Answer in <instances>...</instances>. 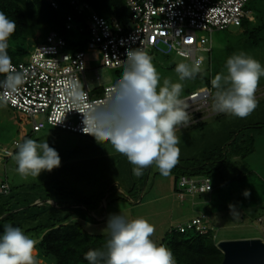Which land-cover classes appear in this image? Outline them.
Here are the masks:
<instances>
[{
    "label": "rangeland",
    "instance_id": "obj_1",
    "mask_svg": "<svg viewBox=\"0 0 264 264\" xmlns=\"http://www.w3.org/2000/svg\"><path fill=\"white\" fill-rule=\"evenodd\" d=\"M248 9L251 16L256 18L259 15L252 21L250 28L253 29L264 22V0H253ZM40 37L41 33H37L31 43L34 44ZM247 37L239 27L214 32V50L211 57L207 52L198 53L204 57L205 64L195 79L181 81L175 72L178 63L193 64L189 60L175 53L149 55L160 74V85H163L165 78L173 83H181L183 91L180 98L184 100L190 91L207 86L205 79L210 81L217 74L226 75V62L233 54L244 52L264 67V40L254 47L250 45ZM24 58L16 62L23 61ZM95 67H102L99 54H87L86 79L90 86L94 84V75L89 70ZM123 70L124 68L102 69V83L113 84L122 76ZM215 91L212 89L208 106L201 109L199 104L184 102L191 122L187 128L177 131L180 137L179 162L168 176L161 175L155 164L143 169L141 176H135L134 166L124 155L116 152L110 142L97 141L92 135L82 136L52 127L33 132L32 121L28 117L0 103V186L2 183H8L11 191L10 195L0 196V209L13 207L3 206L11 200L18 205L12 212L30 208L31 213H34L42 209L44 212L38 219L26 221L19 227L36 241L41 233L27 230L54 223H77L89 234H107L105 227L109 214H122L128 219L144 218L154 225L155 233L152 238L160 244L166 232L176 229L203 212L213 224L217 244L225 240L255 238L264 241V215L260 216L259 221L257 218L261 206H264V132L256 133L254 138L250 139L251 142L244 148L252 147L253 150L244 160L240 158L237 164L235 159L230 158V153L233 147H242L241 137L231 146L228 145L230 143L223 142L230 134H234L233 139H236L239 134L254 130L256 125L261 131L264 130V77H261L256 91V96L263 94L256 97L261 101L246 118L214 111ZM39 120H42V117ZM27 138L38 142L47 141L49 146L59 153L61 165L51 172L42 171L37 178L23 179L16 171V142L22 143ZM219 145L222 146L223 153H227L229 161L223 168H219L221 175L218 170L205 175L211 178L215 189L212 198L213 204L218 206L216 211L208 205L210 201H206L207 194L210 193L196 195L183 202L178 201L175 186L183 174L180 167L186 166L187 161H202L204 156L210 157L214 151L216 154ZM5 150L10 151L12 156H6ZM244 163H251L252 170L257 174L247 177L248 170L241 167ZM241 176L246 178L243 181L238 180ZM245 191L249 193L248 196L244 195ZM243 214L246 216L245 221H241ZM6 216L5 214L0 217V235L3 234L1 229L6 225L18 227V221L2 222Z\"/></svg>",
    "mask_w": 264,
    "mask_h": 264
},
{
    "label": "clouds",
    "instance_id": "obj_2",
    "mask_svg": "<svg viewBox=\"0 0 264 264\" xmlns=\"http://www.w3.org/2000/svg\"><path fill=\"white\" fill-rule=\"evenodd\" d=\"M16 27V22L0 11V76L3 77L0 90L5 100L25 83V73L13 66L7 51ZM126 55L122 78L106 104L88 114L79 111L84 116L83 131L97 141L110 142L115 151L134 166L135 176H141L143 169L153 164L161 175L168 176L179 162L177 131L187 128L191 122L180 98L183 85L165 78L161 86L152 57L142 48L130 50ZM226 71V75L217 74L211 80L216 90L213 109L217 113L246 118L258 106L256 91L264 77V67L240 52L227 59ZM175 72L181 81L195 79L201 72V62L178 63ZM64 90L73 104L82 102L86 96L83 85L77 80L67 81ZM16 148V171L23 179L37 178L42 171L51 172L61 165L59 153L47 141L27 138L17 143ZM244 195L249 193L245 191ZM105 230L108 239L104 249H90L84 254L88 264H175L172 251L151 239L155 227L144 218L128 219L122 214H109ZM36 244L37 241L19 227L6 225L0 235V264H38Z\"/></svg>",
    "mask_w": 264,
    "mask_h": 264
},
{
    "label": "built area",
    "instance_id": "obj_3",
    "mask_svg": "<svg viewBox=\"0 0 264 264\" xmlns=\"http://www.w3.org/2000/svg\"><path fill=\"white\" fill-rule=\"evenodd\" d=\"M46 1L54 10L60 8L58 0ZM124 1L130 13L126 23L115 17L108 19L98 15L88 3L71 0L73 12L66 17L64 31H74L79 36L84 34L82 40L76 41V36L66 38L54 30L47 33L44 41L34 42L23 61L12 62L18 71L25 73V83L6 100L3 90H0V103L28 117L32 121L33 132L52 127L90 136L83 131L82 113L88 114L92 109L103 107L122 78L120 76L113 84L105 85L100 74L102 69L124 68L126 53L137 48L148 54L175 53L191 63L200 61L202 68L205 59L198 53L207 52L211 57L214 32L240 27L245 19L250 22L255 19L247 9L250 0ZM80 41L85 42L82 49L70 47L71 43L79 44ZM93 52L99 54L102 67L89 70L94 75V84L90 86L86 79V57ZM72 80L79 81L86 92L78 104H73L65 94L64 85ZM212 89L210 79L207 86L191 93L183 101L199 104L200 109L206 107ZM5 155L10 157L12 153L5 150ZM9 191V185L2 183L0 193L6 195ZM212 191L211 178L202 176H181L175 186L176 198L180 202ZM208 220L207 214L200 213L176 229L181 233L193 230L206 235L210 231Z\"/></svg>",
    "mask_w": 264,
    "mask_h": 264
},
{
    "label": "trees",
    "instance_id": "obj_4",
    "mask_svg": "<svg viewBox=\"0 0 264 264\" xmlns=\"http://www.w3.org/2000/svg\"><path fill=\"white\" fill-rule=\"evenodd\" d=\"M70 1L71 0H58L60 8L54 10L46 0H0V11H3L9 19L14 20L17 24L15 33L8 41L9 47L7 51L12 58V62L23 59L30 52L33 46L31 42L36 38L37 33H41L40 39L35 40L39 42L44 41L47 33L54 30L65 35L66 38L69 36H76L75 38L78 39L76 41H79V39L82 40L84 34L79 36L77 35L78 33L74 31L67 33L64 31L66 17L73 12V9L70 7ZM77 1L88 3L98 15L108 19L115 17L124 23L128 22L130 19V13L124 0ZM252 1L253 0H250L249 4L252 3ZM252 23L253 22L245 19L239 28L243 30L244 36H248L247 38L248 41H250V45L256 47L264 40V37H262L264 36V22L251 29ZM73 43H71L70 46L73 50H80L85 44L84 41L78 42L79 44H77V42ZM209 82L208 79H205L206 84H209ZM195 91L198 90L190 91L189 95ZM233 138L234 134H230L223 142L230 143L228 144L229 146L236 144L239 136H237L236 139ZM246 142L247 141L244 142L242 147H233L232 152L239 153L242 148L245 147ZM219 147L220 148L216 150V154L213 150L212 156L205 157L203 155L204 159L202 161H187L186 166L180 167L183 173L181 176H188L186 173H189L196 175L194 177L201 175L202 177L210 178L205 175L210 174L213 170H218L219 175H221V169L219 168L224 167L225 163L229 161V157L227 153H223L222 146L219 145ZM249 175L252 174H248L247 177H249ZM245 178V176H241L238 180L243 181ZM10 192L11 191L6 195L0 193V196L10 195ZM214 193L215 189L210 193V202L208 205L211 206L212 210L215 209L216 211L218 206L213 204L214 199L212 196ZM12 202L11 200L9 203L3 204V206L7 205V207L13 206L10 207V209L5 207L0 209V217L5 214L7 215L1 220L2 222H6L7 220L18 221L17 226L20 227L26 221L38 219L44 212L40 209L39 211L31 213L30 208H27L26 211L19 210L12 212V210L16 209V206H18L16 203ZM16 202L18 201L16 200ZM262 212H264V206L260 208L259 215L257 216L258 219L260 216L264 215ZM245 219L246 216L244 214L241 215V221H245ZM3 229L4 228H2L1 231H3ZM32 230L41 233L36 244L38 256L49 261L51 264H88L84 259V254L90 249H104L108 239L107 234L93 235L85 232L77 223L44 224L27 231ZM151 239L154 241L152 237ZM160 244H163L172 251L175 264H221L224 258L223 252L217 247L213 224H210L209 234L206 235L193 230L181 233L177 229H171L165 233Z\"/></svg>",
    "mask_w": 264,
    "mask_h": 264
},
{
    "label": "water",
    "instance_id": "obj_5",
    "mask_svg": "<svg viewBox=\"0 0 264 264\" xmlns=\"http://www.w3.org/2000/svg\"><path fill=\"white\" fill-rule=\"evenodd\" d=\"M217 247L224 254L221 264H264V241L261 239L225 240Z\"/></svg>",
    "mask_w": 264,
    "mask_h": 264
},
{
    "label": "crops",
    "instance_id": "obj_6",
    "mask_svg": "<svg viewBox=\"0 0 264 264\" xmlns=\"http://www.w3.org/2000/svg\"><path fill=\"white\" fill-rule=\"evenodd\" d=\"M263 94H259L258 96H256V97H259V96H262ZM257 101H258V103H259V101H261L260 100V98H257ZM263 102V101H262ZM258 125H256V126H254V130H249V131H247L246 133H242L241 135L239 134V137H241V139H240V144L243 146V144H244V142L245 141H247L246 142V144H248V143H250L249 142V140L252 138H254V135L257 133H262V132H264V130L263 131H261V129H258ZM253 134V135H252ZM246 144H245V146H246ZM253 149H252V147H249V149H247V147L246 148H242V150L239 152V153H234V152H232V153H230V158L233 160V159H235V161H236V164L238 163V161H239V159L240 158H242V160H244V158H245V156H247L249 153H250V151H252ZM251 164V163H250ZM247 165V163H244V165H242L241 167L242 168H244V170L246 169V170H248V172L246 173V174H257L254 170H252V165ZM243 173V172H242ZM245 173V172H244ZM8 184V183H7ZM210 195V194H209ZM208 194H207V199H206V201H209V196ZM203 213H205V212H203ZM206 214V213H205ZM260 219V218H259ZM259 219H258V221H259ZM208 223H209V225L211 224V222L208 220ZM212 225V224H211ZM36 259H37V261H38V264H51L49 261H47V260H45V259H43V258H41V257H39L38 256V253H37V251H36Z\"/></svg>",
    "mask_w": 264,
    "mask_h": 264
}]
</instances>
